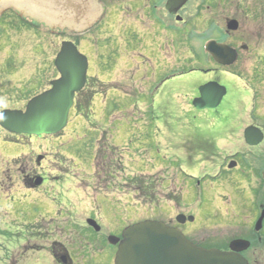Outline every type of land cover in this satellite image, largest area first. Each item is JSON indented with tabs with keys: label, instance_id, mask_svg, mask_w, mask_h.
<instances>
[{
	"label": "rangeland",
	"instance_id": "rangeland-1",
	"mask_svg": "<svg viewBox=\"0 0 264 264\" xmlns=\"http://www.w3.org/2000/svg\"><path fill=\"white\" fill-rule=\"evenodd\" d=\"M194 1L188 9L189 14H193L189 25L191 28L194 26L200 29L199 32L191 31L193 37L191 36L190 41L188 40L190 30L183 33L176 30L175 36L172 33H163L159 36L160 31L153 30V38L157 40L155 48L161 58L158 60L161 63L163 60L170 63L171 66L168 68L171 74L177 75L172 80L174 87L168 90L164 99L172 96L179 103L183 102L182 104L166 107L160 104L161 100H159L156 105H152L151 101V106L148 107L147 99L151 86L145 81L149 77V82H154L152 76L155 75L156 65L152 58L142 54V57L149 62L139 58L135 65L144 80L143 86L138 89L139 92L136 90V82L131 83L130 75L120 73L125 72L124 69L117 74L107 75L98 72L100 56L106 53L103 51L105 49H100L104 39L97 35L91 41H87L91 48L86 51L90 53L92 76L104 82L100 81L102 83L94 87L96 91L93 92L102 93V97L96 96L93 99L95 115L88 116L91 117L90 121H85V117L81 119L83 115H79L76 109L72 110L70 122L63 131L64 136L58 138L26 137L10 141L7 133L0 130V173L13 167L14 160L27 155L29 171H32V168L34 171L36 168L35 156L38 154L45 155V152L50 151L53 158L58 155L59 158L63 156L64 159L59 163L61 169L45 170L47 181L39 190L18 196L22 200V205L26 204L23 207L29 210V217L26 220H19L13 216V211L19 203L13 195L7 196L9 199L5 201L7 206L0 201V227L11 226L10 229H6L4 238H0V246L3 247L0 248V264H45L46 252H25V248L29 245L41 243L39 237L30 236L28 231L22 228L24 225L37 226L39 223L46 228L49 225L55 227L56 219L63 222L70 219L72 213L77 215L78 226L83 231L88 230L86 219L91 213L96 215L95 219L101 225V233L98 235L89 230V234H86L98 240L108 235H119L118 230L123 227L125 229V225L148 219L175 225V217L178 214L190 213L194 222H187L180 228L189 240L193 239L196 243L204 245H225L235 237L233 221L236 218L237 204L234 200L241 204V199L235 194L238 189L241 191L247 189H240L243 178L239 177L240 169L225 173L220 171L218 174L220 170L218 167L228 156L234 154L239 158L251 154L259 156V152L264 151V143L257 149H251L245 144L242 136V130L249 125L264 128V43H252L250 45L252 51L248 55L241 53L240 65L225 71L229 75L232 73L234 75L236 70L241 75L240 80L236 79L234 83L232 77L225 78L229 82V89L234 92L240 91L242 104L238 116L241 118L242 129L238 134L235 132L228 136L229 142L217 141L220 147L218 158L206 168L207 174H195L198 178L208 175L221 180L214 184L211 190H207L205 195L206 188L202 193L203 187L196 191L195 186L190 183L189 176L192 174L180 172L181 164L177 159L185 155L186 150L182 148V144L185 142V135L189 133L188 129L193 124L196 126L201 119L212 117V113L215 116L217 113L222 115L228 106L225 105V98L215 110L197 111L186 103L185 95L190 94L191 91L184 87L199 77H212L213 73L209 71L216 68V64L212 63L205 50L206 41L211 38L210 35L208 36L209 26L213 23L223 25L222 23L228 18H235L241 21V29L245 33L254 26L255 21L251 16L254 15L256 5L247 3L248 9L242 14L237 12L234 4L229 0H220L214 6L208 4L211 6L209 9L204 6L198 18L195 17L196 12L199 13L198 0ZM105 2L107 4L104 5L105 7L116 3L114 0ZM47 3L43 6V9L47 10L42 14L41 21L48 23V29L39 31L33 28L29 33L28 44L18 45V49L16 45L12 48L8 45L0 47V112L6 109L25 110L29 99L47 90L50 82L58 77L55 73L54 59L62 40L67 38L66 34L70 35L69 30L58 28L68 27L70 24L61 20L63 14L59 10L57 0H48ZM140 7L141 5L138 6L139 10ZM117 8L125 27L130 19L135 20L138 16L134 11L135 5L130 2H124ZM144 10L148 12V9ZM136 32L137 30L131 27H127V31L123 32L122 37L128 40V46L125 48L128 51L135 50L141 45L138 39H145L144 35ZM201 35L207 40L196 38ZM20 57H25L27 64L22 63ZM106 80L108 85H104L107 83ZM109 89L119 90L111 92L106 101L103 94ZM120 90L126 91L129 95L126 103L115 97ZM135 96L141 98L139 109H135L129 101L134 100V104H139ZM90 112L85 110L83 113L88 115ZM217 134H220V130L216 126L209 125L205 130L208 139L217 137ZM202 135L204 136V132ZM150 137L153 138L152 142L147 141ZM53 158L50 160L52 163ZM240 163L243 165L245 162L240 160ZM199 164L200 161H197V167ZM186 167L185 164L182 165V168ZM133 178L135 180L131 181ZM137 179L143 182L142 195L136 191ZM8 192L6 189L4 193H0L2 201ZM123 193L128 194L127 197L124 195L126 200ZM202 201L205 209L201 205ZM46 207L51 208L48 216H44ZM212 210H219L216 212L218 219L213 217L214 219L209 220ZM44 217L54 219L53 223L43 222ZM81 239L82 237L79 246L88 244L87 236L83 238L84 240ZM90 245L94 243L91 241Z\"/></svg>",
	"mask_w": 264,
	"mask_h": 264
},
{
	"label": "flooded vegetation",
	"instance_id": "flooded-vegetation-1",
	"mask_svg": "<svg viewBox=\"0 0 264 264\" xmlns=\"http://www.w3.org/2000/svg\"><path fill=\"white\" fill-rule=\"evenodd\" d=\"M47 1L48 0H14V3H10V1L8 0H0V47L1 45L3 46L8 45V47L12 48L16 45L18 49V45L24 46L28 44L27 41L29 38V33H31L33 28L39 31H42L43 29H48L47 28L48 23L41 21L43 16L42 14H44V12H46L47 10V9L46 10L43 9V6L48 4ZM105 1L106 0H57L60 6L59 10L63 14L61 15V20L67 22V24L68 23L70 24V26L68 27L58 28L62 30L67 29V31L69 30L70 32V35L66 34L65 37L67 38L63 39L62 43L72 42L77 48L79 46V49H81V50L78 49L79 52L81 51L80 53L86 56L88 60L87 82L84 89L76 95L72 110L76 109V111L79 112V115L81 116L83 115L81 119L85 117L84 119L85 121L87 120L90 121L91 117L88 116L95 115L94 113L95 106L92 101L96 96L102 97V93L93 92L96 91V88L94 89V87H96V85H98L99 83L101 84L102 82L100 81L103 80H101L98 77L95 78V76H92L93 69H92V64L90 62L91 61L90 53L87 52L88 49L91 48V45H89L87 41H91L97 35L100 36L101 39H104L100 49L101 50L105 49L103 51L106 53L104 55L101 54L100 56V62L98 63V67H99L98 72L101 71V73L107 75L112 73L117 74L118 72L124 69L126 71L120 73H125L127 75H130L129 77L132 78L131 83L132 81L136 82L135 84L137 86L136 90L139 92L140 90L138 89L140 88L141 85L143 86L144 80L142 79V76H140L139 73L140 70L135 67L136 63L138 62L137 59L140 58L145 60L146 62H149V60L142 57V55L149 57L150 59L152 58V61L156 65L155 68L156 72L155 75L152 76L154 79L153 83L149 82V77L148 80L145 81L151 86V90L149 91V95H148L149 99H147L148 107L151 106V101H152V105H156L159 100H161V102L159 103L162 105H166V107L168 106L175 107L177 104H182L183 102L179 103V101L174 100L172 96H169L168 98L164 99V95L168 92V90L171 89L172 86L174 87L172 80L174 79V77H177V75L171 74L170 69L168 68L169 66H171L169 65L170 63H167L165 60H163V62L161 63V61L158 60L161 58H159L157 48H155L157 40L156 38H153L154 37L153 30L160 31L159 36L163 33L164 34L172 33V35L175 36L177 32L176 30H178L179 33H183L185 31L188 32L190 30L188 35V40L190 41V38L193 35L192 30H194L195 32H199L200 29L199 27L197 28L194 26L193 28H191V26L189 25V21L191 18H193L192 17L193 14L192 15L189 14L188 9L194 0H188L187 3L183 5V7H181L176 14H171V10H174L176 8V4L174 5L170 4L171 0H120V1L114 0L116 3L109 4L111 5L109 7L104 6L107 5ZM219 1L220 0H198L197 9H199V13L196 12L195 17L200 18V14L203 11L204 6H206V9H209L211 7L209 6L210 4L214 6V4L218 3ZM229 1L230 3L234 4L237 12L242 14L245 13L246 10L248 9L247 3L248 4L254 3L256 5L255 7L256 10H254L255 11L254 15L251 16L253 18V21H255L254 26L253 27L251 26L245 33H243L240 24L241 21L239 22V20L235 18H230V19L228 18L226 22L222 23L223 25H220L219 23H213L209 26L210 33L208 34V36L210 35L211 37L209 40H207V38L202 35L196 38L198 40H202V39L207 40L206 45L209 42H216L217 45L226 47L228 51L227 53L223 54V59L227 60L231 58L228 54H230V52H233V54H235L236 56L234 65L231 66L221 65L217 63L212 56L207 54V56H209L212 63L216 64L215 65L216 68L209 71L213 73L212 77L211 76H209V78L199 77L198 79L191 81L188 86L184 87L187 90L191 91L190 94L185 95L186 96L185 98H187L186 103L190 104V106H192V101L194 100V98L199 97V88L201 86L204 87V85L210 82L219 83L220 86L225 87L227 91V94L223 98L222 102L226 98L225 105L228 106V109L225 110L222 115H219L217 113L215 116V114L212 113V117L201 119L200 122L196 124V126L193 124V126L190 127L191 129L190 128L188 129L187 132L189 133L185 135V142L182 144V148L186 150L185 155L177 159V161L180 162L181 164V166L179 167L180 172L186 174H192V176H189L190 183L193 186H195L196 191L200 187H203L201 188L202 193L203 190L206 188L204 190L205 195L207 190H211V188H213V185L217 184V182L221 180L220 178L219 179L217 178L216 180V177L208 176V175H204L198 178L197 176H195V174H207L206 168L211 166V162L214 163L216 158H218V152L220 150L219 149L220 147H218L217 141L229 142L228 136L235 134V132H237L238 134L242 129L241 118L240 116H238L240 113L239 109L242 104L241 103L242 100L239 95L240 91L234 92L232 91V89H229L228 88L229 82L225 78L226 76L232 77L234 83L236 79L241 78V75H239L240 72L236 70L234 75L233 73L232 75H229L225 71L231 67H237L240 65L242 58L241 53L248 55V53L252 51L250 47L252 43H257V44L264 43L263 42L264 41V0L262 1L229 0ZM124 2H130L134 4L135 5L134 11L135 13H138V16L135 18V20L134 18H132L128 21V25H126V27L122 22L121 13L118 12V8H117L119 5H121ZM139 5H141L140 10L138 9ZM144 9H148V12H145ZM240 10L242 12H240ZM232 21L236 22L235 24H237L236 30H230L228 28V24L230 22L232 23ZM193 23L194 20H192V24ZM127 27H131V29L137 30L136 34L144 35L145 37V39L143 40L140 39L137 40L141 42V45L137 49L132 51L131 50L128 51L127 49H125L128 46V40L122 37L123 32L127 31ZM26 35H27V39H26ZM85 47H87V49ZM19 60L22 63L27 64L25 57H20ZM23 72L24 71H22V73ZM3 73H5V71H3ZM55 73L58 76L57 78H59L60 74L56 68H55ZM134 79L136 80L134 81ZM105 82L107 83L104 85L109 84L108 80H106ZM223 82H226V84H224ZM233 83L231 82L232 86ZM124 86L128 87L126 84H124ZM50 88L51 86L47 90H49ZM90 89H94V90H90ZM118 90L119 89H115V90L109 89L108 91H104L105 93L103 94V97H105L107 101L109 97L108 95L111 92H115ZM37 95L38 94H36L35 96ZM128 96L129 95L126 91L120 90L115 97L119 99L121 102L126 103ZM110 99L112 98L110 97ZM136 100L138 101L139 104H134L133 102L134 100H129V101H131V105L134 106L135 109H139L140 103H142L141 98L136 97ZM226 103H228L229 105ZM6 110H11V109H6ZM85 110L87 111L90 110L91 112L88 115H85L83 113ZM204 111H209V110H204ZM209 125H213V127L216 126L220 130V134H217V137L215 136L213 137V139H208L206 138L205 135V130ZM250 126L257 127L258 129L261 130V132L264 135L263 127H260L258 125H249L248 127ZM95 127L96 126H94V128ZM0 128H1L0 130H3L5 133H7L8 140L10 141H16L18 138L25 139L26 137L30 139H34V138L45 139L47 137L58 138L60 136H64L62 132L56 135H42V136L22 135L21 136L13 133L11 134L6 130H4L2 127ZM247 128H244L242 130L243 131L242 136L244 142H245L244 132ZM203 132H204V136L202 135ZM149 139L150 140L147 141L152 142L153 138L150 137ZM263 143L264 140L261 144H259L256 147H251V146L248 147L251 149H257ZM44 154L45 155L38 154L35 156L36 168H34V171L33 168L32 171H29V165H28L29 160H26L28 156L27 155V156H23L21 159L14 160L13 167L7 169L5 172L0 173V193L1 192L4 193L6 189L9 191L7 194H5L6 196L5 199H3V201L1 200V196H0V201L2 202V204L4 203L6 205L5 201L6 200L9 201V199H7L8 195H13L15 199L19 200V203L17 204L18 207L15 208V210L13 211V216L16 219L26 220L29 217L28 214L29 210H26L23 207V205L26 206V204L22 205V200L21 198H18V196L22 195L23 193L27 194L30 192H36L43 185H45V182L47 181L44 175L46 169L48 168L61 169L59 163L61 160H64L63 156L59 158L58 155H55V157L53 158L52 153L50 151L48 153L45 152ZM51 157L54 159L53 163L50 162V160H52ZM240 157L241 158H239L237 154L228 156V158H226L223 162L220 163L221 164L220 167H218V170L220 169L218 171V174L220 171L225 173L227 171L234 172L237 169H240L241 173L240 176L239 175L238 176L243 177L241 178L242 182H240V184L242 186L240 189L242 188L247 189L246 191L244 189H242L244 191L238 189L237 193L235 194L237 198L241 199V204L237 203L234 200V202L238 206V207L236 206L235 208L236 218L233 221V227H234L233 229L235 232V237L232 238V240L227 242V244L225 245H216V244L204 245V244L196 243L195 241H193V239L191 240H189L188 238L187 239L190 242L192 241V243L195 244L196 246L205 249L219 250L223 252H229L230 246L234 241L243 240L249 244L248 248H246V250L240 253L243 259H245L248 262V264H264V151L259 152V156L255 154H251V155H247L246 157L245 156H240ZM244 159H246V161ZM240 160H242L245 163H243L242 165V163H240ZM197 161H200L198 167L196 165ZM183 164H185L187 167L182 168ZM232 164H235L236 166L231 169L229 166H231ZM96 174L99 175L98 173ZM124 195L127 197L128 194L123 193V196ZM247 195L249 197H247ZM125 196L124 198L126 200ZM201 205H203V208L205 209L203 201ZM103 209H105V206ZM50 210H51L50 207H46L45 209L46 213L44 216L50 215ZM217 211L219 210H212V212L209 215V220L214 219L213 217L218 219L216 217ZM93 214L91 213L90 217L86 219V224L88 226V230L86 231L80 230V226H78L79 221L75 213H72L70 219H66L63 222L56 219L55 227L49 225L46 228L45 226H42L40 223L37 224V226L35 224L24 225V228L22 229L28 231L30 236L39 237V241L41 243L40 245L37 244H34V246L29 245L27 248H25V252L28 251L29 252L32 251L35 253L46 252L47 256L45 258L46 259V262H44L45 264H115V257L118 251V245H112V243L110 242V238L115 237L121 239L124 230L128 226H131L138 222L131 223V225H125L126 226L125 229H123L124 227L122 229L120 228V230H118L119 235L118 234L108 235L98 240V238H90L87 235L89 234L88 232H90L89 230H92L98 235L101 233V225H99L100 223L95 219L96 215ZM179 215L180 214H178L175 217V221ZM183 215L186 216L187 218L192 217V213L188 215L185 214ZM46 219L47 217H44L43 222H49L50 224L53 223L54 219H47V221ZM261 219L263 220L259 224V221ZM89 220H93L100 229L97 230L96 228L89 226V222H88ZM152 221H157V220H152ZM187 222L192 223L191 221L186 220V223ZM185 224H178L176 221L175 225L173 224L172 225L168 224V225L180 229ZM7 228L10 229L11 226L7 225L5 227H0V238H4L5 234L7 233L6 230ZM85 236H87L89 240L88 244L79 246L80 238L82 237L81 240H84L83 238ZM91 241L92 243H94V245H90ZM0 248L3 249L2 246H0Z\"/></svg>",
	"mask_w": 264,
	"mask_h": 264
},
{
	"label": "water",
	"instance_id": "water-1",
	"mask_svg": "<svg viewBox=\"0 0 264 264\" xmlns=\"http://www.w3.org/2000/svg\"><path fill=\"white\" fill-rule=\"evenodd\" d=\"M188 0H171L176 4L171 14L187 3ZM236 22L228 24L230 30H236ZM227 48L209 42L206 52L224 66L234 65L235 54L224 60ZM78 48L71 42L62 43L61 50L55 60V67L60 78L52 81L51 89L34 97L26 105L25 111L4 110L0 113V127L16 135L42 136L56 135L68 125L69 113L74 105L75 96L81 92L87 82L88 62ZM227 94L226 88L217 82H210L199 88V97L194 98L192 105L198 111L215 110ZM247 146L256 147L264 140L260 129L250 126L245 130ZM236 165L229 166L231 169ZM194 221L179 215L176 221L185 224ZM263 219L259 221V224ZM89 226L99 230L93 220ZM112 245H118L115 264H248L240 253L249 244L245 241H234L229 252L205 249L190 242L178 228L168 226L159 221H143L127 227L121 239L111 237Z\"/></svg>",
	"mask_w": 264,
	"mask_h": 264
},
{
	"label": "trees",
	"instance_id": "trees-1",
	"mask_svg": "<svg viewBox=\"0 0 264 264\" xmlns=\"http://www.w3.org/2000/svg\"><path fill=\"white\" fill-rule=\"evenodd\" d=\"M133 180H135L134 178L131 180V181H133ZM138 180V184H137V186H136V191L138 192V193H142V185L141 184H143V182H142V180L141 179H137ZM141 181V182H140ZM148 190V189H147ZM142 195V194H141Z\"/></svg>",
	"mask_w": 264,
	"mask_h": 264
},
{
	"label": "bare ground",
	"instance_id": "bare-ground-1",
	"mask_svg": "<svg viewBox=\"0 0 264 264\" xmlns=\"http://www.w3.org/2000/svg\"><path fill=\"white\" fill-rule=\"evenodd\" d=\"M8 1H10V3H14V0H8Z\"/></svg>",
	"mask_w": 264,
	"mask_h": 264
}]
</instances>
